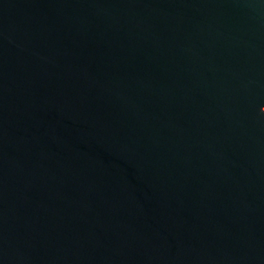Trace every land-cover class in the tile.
<instances>
[{
    "label": "water",
    "instance_id": "95a60500",
    "mask_svg": "<svg viewBox=\"0 0 264 264\" xmlns=\"http://www.w3.org/2000/svg\"><path fill=\"white\" fill-rule=\"evenodd\" d=\"M0 264H264V0H0Z\"/></svg>",
    "mask_w": 264,
    "mask_h": 264
}]
</instances>
